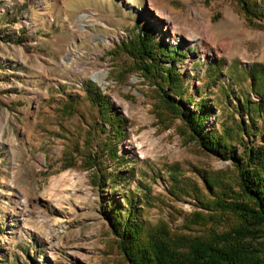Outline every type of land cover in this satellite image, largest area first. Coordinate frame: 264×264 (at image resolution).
I'll return each instance as SVG.
<instances>
[{
    "label": "rangeland",
    "instance_id": "1",
    "mask_svg": "<svg viewBox=\"0 0 264 264\" xmlns=\"http://www.w3.org/2000/svg\"><path fill=\"white\" fill-rule=\"evenodd\" d=\"M147 30L181 52L161 64L182 73L184 100L194 99L186 106L213 107L207 129L240 116L234 97L258 100L250 71L264 69V24L252 25L235 0H0V264H125L108 221L125 196L146 201L141 217L151 228L163 220L171 231L201 233L184 227L193 212L205 213L192 197L169 194V169L203 189L198 172L233 165L158 125L157 88L116 50ZM97 73L102 83L91 81ZM87 82L127 120L124 136L101 121ZM69 98L76 106L66 112ZM242 118L244 140L260 145L264 115L255 138Z\"/></svg>",
    "mask_w": 264,
    "mask_h": 264
},
{
    "label": "trees",
    "instance_id": "2",
    "mask_svg": "<svg viewBox=\"0 0 264 264\" xmlns=\"http://www.w3.org/2000/svg\"><path fill=\"white\" fill-rule=\"evenodd\" d=\"M235 1L252 25L264 24V4L256 0ZM135 30H139L138 26ZM116 50L128 56L142 77L157 88L152 112L162 129L175 127L188 143H195L201 151L233 165L232 170L198 172L203 189L183 177L176 166L169 169V194L177 200L192 197L205 213L195 211L191 220L185 219L184 227L190 230L191 225H198L199 235L181 233L179 228L171 231L163 220L154 228L147 226L141 217V204L146 202L143 198L134 200L125 196V208L114 201L108 210L109 227L125 264H264V135L260 145L247 143L244 135L249 127L242 118L247 117L255 138L259 133L256 121L264 115V69L254 67L250 71V88L258 100L234 97L240 116L231 114L221 129L215 131L206 126L213 107L203 100L194 103V110L186 106L194 99L184 100L182 73L173 64L169 68L161 64L163 58L174 61L176 55H182L177 48L157 42L152 31L147 30L120 42ZM221 66L217 62L212 70H221ZM85 88L101 121L114 128L120 137L124 136L127 120L111 109L93 83L87 82ZM229 92L225 96L231 101ZM75 106V100L69 98L62 110L70 112ZM226 218L233 223L218 232L216 228L224 226ZM209 224L215 227L213 231L206 228Z\"/></svg>",
    "mask_w": 264,
    "mask_h": 264
},
{
    "label": "bare ground",
    "instance_id": "3",
    "mask_svg": "<svg viewBox=\"0 0 264 264\" xmlns=\"http://www.w3.org/2000/svg\"><path fill=\"white\" fill-rule=\"evenodd\" d=\"M159 17H161L160 15H159ZM78 22H79V27H83L84 25H83V21L84 20H86V19H88V15L87 14H85V13H80L79 15H78ZM103 74H100V73H97V74H94L93 76H92V78H93V80L94 81H97V82H99V83H102V81H103Z\"/></svg>",
    "mask_w": 264,
    "mask_h": 264
},
{
    "label": "water",
    "instance_id": "4",
    "mask_svg": "<svg viewBox=\"0 0 264 264\" xmlns=\"http://www.w3.org/2000/svg\"><path fill=\"white\" fill-rule=\"evenodd\" d=\"M91 81H93V79H91Z\"/></svg>",
    "mask_w": 264,
    "mask_h": 264
}]
</instances>
